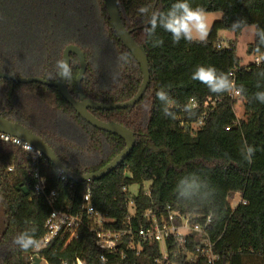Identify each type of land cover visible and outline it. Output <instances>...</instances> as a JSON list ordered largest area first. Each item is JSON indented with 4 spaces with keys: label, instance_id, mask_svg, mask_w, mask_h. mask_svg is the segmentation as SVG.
Here are the masks:
<instances>
[{
    "label": "trees",
    "instance_id": "obj_1",
    "mask_svg": "<svg viewBox=\"0 0 264 264\" xmlns=\"http://www.w3.org/2000/svg\"><path fill=\"white\" fill-rule=\"evenodd\" d=\"M125 28L147 53L150 82L139 102L127 108L89 111L101 120L119 122L135 133L136 143L129 156L104 177L82 181L62 180L58 168L45 156L40 158L41 173L48 190L58 192L56 208L78 212L84 195L91 191L97 211L117 226L129 214V187L139 184L133 197L140 216L149 208H167L184 213L212 214L209 234L216 241L219 264H264V103L254 97L264 91V61L245 67L236 45L218 48L219 33L228 30L237 37L247 25L264 29V0H189L205 12H222L214 21L204 42L181 40L173 43L170 33L157 28L163 45L153 47L144 35L148 16L141 6L166 12L176 0H117ZM245 26L233 30L234 21ZM77 45L85 53L87 70L82 88L87 98L116 103L130 100L138 92L142 68L125 47L109 18L105 0H0V72L17 76H38L50 82L59 78L56 62L64 49ZM256 37L250 53L256 51ZM127 54V63L118 56ZM213 66L235 76V85L244 89L236 100L229 93H212L205 84L191 79L196 66ZM72 77L68 90L79 98L76 79L80 62L71 54ZM168 92L175 119L166 117L156 93ZM191 99L198 108L185 111ZM242 100L244 115L234 123L236 101ZM215 102V105L213 103ZM207 110L205 123L193 135L190 125ZM0 114L19 122L42 137L77 173L95 172L125 147L123 138L91 125L61 95L58 88L39 82L20 83L0 78ZM186 125V126H183ZM230 126L227 130L226 127ZM245 142L255 148L252 163L244 159ZM198 179L210 185L207 199H184L177 185L182 179ZM35 164L20 145L0 138V207L4 227L0 230V264H32L34 249L21 250L14 239L21 232L35 229L40 240L51 213L47 200L35 190ZM149 182L148 187L145 183ZM241 193L247 200L235 209L229 196ZM57 239L38 255L48 264H158V245H147L142 254L128 252L126 258L106 252L93 233L83 228L78 238L65 245ZM177 264H204L202 259L187 262L184 256L171 259Z\"/></svg>",
    "mask_w": 264,
    "mask_h": 264
},
{
    "label": "built area",
    "instance_id": "obj_2",
    "mask_svg": "<svg viewBox=\"0 0 264 264\" xmlns=\"http://www.w3.org/2000/svg\"><path fill=\"white\" fill-rule=\"evenodd\" d=\"M232 43L229 41L224 44L218 41V48H231ZM264 52L255 54L254 60L245 67L251 65H260L264 59ZM261 60L260 63H257ZM231 79L235 82V76L232 72ZM232 100H236L240 96V91L236 89L229 93ZM215 105V102L213 103ZM188 106L191 109L198 108L199 103L191 99ZM208 112L205 110L198 117V120L190 125V132L196 135L197 130L205 123ZM242 116H237L234 120L238 124ZM183 126H186L183 124ZM227 130L230 126L226 127ZM0 138L5 141H11L22 146L32 157L35 164V178L37 179L35 190L42 195L51 207V213L45 221V233L41 237L40 247L34 249L36 252L31 256V263L34 257L41 250L52 246L57 239L66 237L65 245L74 238H78L80 230L85 228L97 239L98 245L104 250L101 258L105 260L106 252H114L126 258L128 252L142 254L146 244H156L160 248V255L154 261L158 264H177L171 259L184 256L188 262H197L202 259L204 264H219L220 254L215 251L216 241H213L209 234L212 224L209 223L210 214L204 213H184L180 210H172L167 208H149L140 216L134 208V199L130 197L128 208L129 214L122 224L117 226H106L105 223L115 221L107 218L102 212L97 211L91 202V191L89 190L83 198V202L78 212L73 213L69 210L56 208L58 201V192L56 190H48L47 177L41 173L40 158L43 156L33 146L21 141L18 138L11 137L5 133H0ZM62 180L68 181L70 178L59 171ZM72 180V179H70ZM74 180L70 185H73ZM129 190V189H126ZM238 197L234 205L232 201ZM236 197V198H237ZM230 206L235 209L239 204H246L247 200L242 197L241 193H235L229 196ZM213 221V216H212ZM40 257V256H39ZM47 263L45 259L42 258ZM42 264V262H41ZM63 264H66L64 262ZM75 264H83L77 259Z\"/></svg>",
    "mask_w": 264,
    "mask_h": 264
},
{
    "label": "clouds",
    "instance_id": "obj_3",
    "mask_svg": "<svg viewBox=\"0 0 264 264\" xmlns=\"http://www.w3.org/2000/svg\"><path fill=\"white\" fill-rule=\"evenodd\" d=\"M138 12L148 16V26L144 28L146 39L152 43L153 47L162 46L163 39L157 37V28H162L165 32L170 33L173 43H179L182 39L188 42H204L208 35L207 15L203 8L192 7L189 0H176L175 3L166 12L152 11L150 6H141ZM245 22L237 20L233 22V30L242 28ZM257 41L256 51L260 52L264 47V29L255 26L254 33ZM118 62L127 63V54L118 56ZM264 59V58H262ZM258 60L257 63H260ZM56 74L60 79L65 81L72 77V67L70 63L61 59L56 62ZM264 75V73H261ZM191 79L197 80L205 84L212 93H231L236 89L235 82L227 73L219 72L213 66H196L192 73ZM240 93L244 92L243 88L239 89ZM157 98L164 105L163 113L166 117L175 119V113L171 111L173 102L170 99L168 92L163 88L156 93ZM254 97L260 103H264V91H258ZM185 111L191 112V106H186ZM255 153V148L249 146L245 142L244 159L248 163H252V156ZM178 194L184 199H207L212 195L210 185L202 183L198 179H182L177 185ZM212 222V214L209 216V223ZM35 229L31 232L24 231L17 235L14 243L21 250L38 249L41 241L35 238ZM104 259L103 257L101 258Z\"/></svg>",
    "mask_w": 264,
    "mask_h": 264
},
{
    "label": "water",
    "instance_id": "obj_4",
    "mask_svg": "<svg viewBox=\"0 0 264 264\" xmlns=\"http://www.w3.org/2000/svg\"><path fill=\"white\" fill-rule=\"evenodd\" d=\"M109 18L112 25L122 40L125 47L133 54L134 58L138 61L142 68L143 80L138 92L133 98L125 102L116 103H102L90 98H87L83 88L82 81L85 78V73L87 70V61L85 53L77 45L70 44L63 51V59L67 60L71 65V54L77 56L80 62V70L76 79V88L78 91L79 98H75L68 90V80L58 78L55 82H50L42 77L38 76H17L15 74L0 72V78L10 79L14 82L20 83H31L39 82L48 86H54L58 88L59 92L63 98L71 104L78 114L86 120L91 125L99 128L100 130L107 131L109 133L115 134L123 138L126 142V147L117 154L110 162L105 166L100 168L95 172L89 173H77L70 170L61 160V158L56 154L53 148L39 135L34 133L31 129L24 126L23 124L15 121H11L0 114V133H5L11 137L20 139L21 141L33 146L38 150L43 156L50 160L59 171L68 176L72 180H82L91 181L97 180L113 171L119 164H121L131 153L135 146L136 138L135 133L127 126L111 121L107 122L99 119L94 114H92L89 109H117V108H127L135 105L140 101L144 93L146 92L149 82H150V68L147 53L144 47L138 44L132 37L131 33L125 28L122 21L118 1L117 0H105ZM250 50V49H249ZM42 258L39 256L34 257L32 264H41Z\"/></svg>",
    "mask_w": 264,
    "mask_h": 264
},
{
    "label": "rangeland",
    "instance_id": "obj_5",
    "mask_svg": "<svg viewBox=\"0 0 264 264\" xmlns=\"http://www.w3.org/2000/svg\"><path fill=\"white\" fill-rule=\"evenodd\" d=\"M207 15V25H208V33L209 30L214 23V21L219 20L222 18V12H206ZM255 26L254 25H247L245 26L240 34L235 37L234 33L228 30L220 31L219 33V41L226 44L229 41L234 42L236 45V53L241 58V64L243 66L247 65L248 63L252 62L254 60L255 54L250 53L249 49L251 44L254 42L255 39ZM208 36V35H207ZM235 112L237 116H243L244 115V104L242 100L236 101V104L234 106ZM149 182L145 183V187H148ZM139 184H133L129 187L130 197H134L138 194L139 191ZM235 196V200L232 201V205L235 204L238 197ZM4 213L3 209L0 207V230L4 227ZM42 264H46L44 260H42Z\"/></svg>",
    "mask_w": 264,
    "mask_h": 264
}]
</instances>
